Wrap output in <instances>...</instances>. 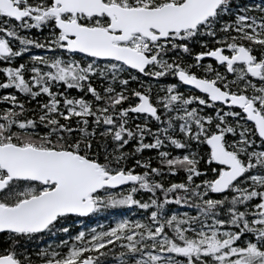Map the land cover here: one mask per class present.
<instances>
[{
	"label": "snow or ice",
	"instance_id": "obj_1",
	"mask_svg": "<svg viewBox=\"0 0 264 264\" xmlns=\"http://www.w3.org/2000/svg\"><path fill=\"white\" fill-rule=\"evenodd\" d=\"M0 264H264V0H0Z\"/></svg>",
	"mask_w": 264,
	"mask_h": 264
}]
</instances>
